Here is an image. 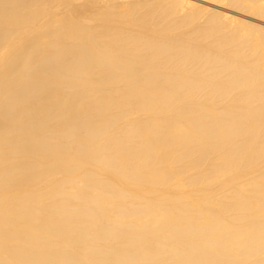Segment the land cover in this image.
Wrapping results in <instances>:
<instances>
[{
    "label": "bare ground",
    "instance_id": "6f19581e",
    "mask_svg": "<svg viewBox=\"0 0 264 264\" xmlns=\"http://www.w3.org/2000/svg\"><path fill=\"white\" fill-rule=\"evenodd\" d=\"M0 264H264V0H0Z\"/></svg>",
    "mask_w": 264,
    "mask_h": 264
}]
</instances>
